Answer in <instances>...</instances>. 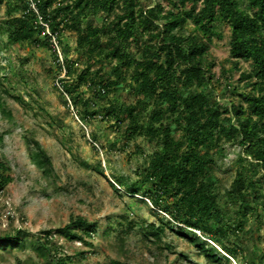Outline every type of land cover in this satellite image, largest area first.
Wrapping results in <instances>:
<instances>
[{
  "label": "trees",
  "instance_id": "1",
  "mask_svg": "<svg viewBox=\"0 0 264 264\" xmlns=\"http://www.w3.org/2000/svg\"><path fill=\"white\" fill-rule=\"evenodd\" d=\"M166 1L168 8L163 2L149 7L142 0H6L10 13L19 8L22 13L11 14L4 21V30L10 43L37 39L39 45L54 49L60 68L66 71L65 77L75 76L71 83L62 78L59 88L68 95L82 120L99 115L97 110L87 109L90 100L83 97L84 89L104 96L130 78L135 102L124 107L113 102L101 119L113 120L118 127L127 119L123 134L129 140L145 135L158 147L147 166L138 170L137 181L114 176L116 181L125 185L129 193L142 192L158 210L183 222L185 226L171 229L189 237L209 264L229 263L231 256L238 258L244 249L227 245L224 240L227 214L220 203L215 155L223 152L224 140L234 141L243 148L239 160L254 166L252 175L239 170L226 192L229 201L240 206L238 213L242 219L235 229L243 230L248 212L255 211L258 205L264 206V195L256 179L258 170L264 169V0H247L246 7L240 0ZM3 2L0 0V4ZM189 2H202V7L199 11L183 12L181 8ZM91 18L96 22L89 21ZM188 18L200 28L198 32L180 31ZM220 21L230 26L233 67L239 71L242 60L252 64L249 71L240 75L249 90L241 93L242 102L233 100L231 107L223 106L215 94L207 91L214 82L210 43L219 34ZM65 30L76 35L80 52L71 58L63 50L61 61L54 40L60 46ZM129 45H134L135 50ZM103 61L114 63L109 77L103 71ZM98 63L101 67L93 71ZM2 94L1 91L0 114L12 120V111ZM80 105L87 110H80ZM3 139L0 134V143ZM24 144L28 158L42 177L51 182L55 174L51 156L35 138L25 136ZM0 169L3 189L12 177L6 174L10 169L6 162L0 164ZM146 183L152 187L142 191ZM98 229L97 221L76 215L67 224L44 230L31 241L19 228L0 232V250L30 244L54 264H76L75 257L65 254L61 246H51L53 235L91 244L88 238ZM164 232V227L150 224L145 236H154L159 242ZM209 240L223 247L228 255L219 252ZM261 259L264 264V252ZM113 264L128 263L114 260Z\"/></svg>",
  "mask_w": 264,
  "mask_h": 264
},
{
  "label": "rangeland",
  "instance_id": "2",
  "mask_svg": "<svg viewBox=\"0 0 264 264\" xmlns=\"http://www.w3.org/2000/svg\"><path fill=\"white\" fill-rule=\"evenodd\" d=\"M149 7L166 0H142ZM243 7L247 0H240ZM202 2H189L181 8L199 11ZM118 12L121 8L117 9ZM21 8L9 12L6 0L0 4V92L12 111L13 119L0 114V164L6 162L10 169L11 181L0 189V232L24 230L28 241L37 239L42 231L56 229L67 224L76 215L97 221L99 229L88 240L71 241L55 234L51 246H61L63 252L73 255L76 264H113L121 260L128 264H209L198 247L189 237H183L171 226H185L170 213L154 207L148 196L129 193L114 176L128 182L139 179L138 170L149 163L157 142L140 135L129 140L123 134L129 121L118 127L114 121H106V114L113 102L120 107L135 102L128 77L118 88L109 90L104 96L95 95L84 89L83 97L90 100L87 109L97 110L96 118L82 120L77 108L59 86L61 79L69 83L75 76L65 77L51 46L39 45L36 40L10 43L4 30V21L11 14L19 15ZM89 21L96 22L94 18ZM219 34L210 43V67L214 75L213 85L207 91L215 94L223 106L231 102H242V92H248L246 80L240 78L242 71L252 68L250 61L242 60L241 69L236 70L230 60V26L224 21L218 23ZM200 28L188 18L183 33H195ZM134 51V45H129ZM60 60L63 50L69 57L76 58L80 52L76 35L65 30L57 48ZM61 54V55H60ZM137 57H140L138 54ZM114 63L103 61V71L109 72ZM82 67L83 64H80ZM98 63L93 67L96 71ZM111 78V77H110ZM235 88V89H234ZM237 90V94L234 91ZM80 110L85 105L79 106ZM146 119V117L144 118ZM143 119V120H144ZM38 140L51 156L55 174L51 182L42 177L40 170L27 156L24 137ZM95 136V137H94ZM223 152L216 154L215 176L218 181L220 203L227 216L224 218L225 242L240 246L244 253L231 262L223 264H262L264 252V206L248 212L243 230L235 229L242 219L240 206L227 198L236 174L243 169L246 175L254 173V166L241 162L239 155L243 148L234 141H223ZM102 170V171H101ZM2 171V169H0ZM260 190L264 195V169L256 174ZM119 189L117 191L112 184ZM151 183L143 185L142 191L149 190ZM264 202V197L262 198ZM150 224L164 227L161 241L145 232ZM200 234L201 231L197 230ZM219 252L228 255L223 247L209 240ZM246 249V250H245ZM230 256V255H229ZM0 264H54L52 259L41 257L30 244L12 250H0Z\"/></svg>",
  "mask_w": 264,
  "mask_h": 264
},
{
  "label": "built area",
  "instance_id": "3",
  "mask_svg": "<svg viewBox=\"0 0 264 264\" xmlns=\"http://www.w3.org/2000/svg\"><path fill=\"white\" fill-rule=\"evenodd\" d=\"M54 44H55L56 48L59 47V44H58V41H57V40H54ZM57 51H58V49H57ZM60 55H61V54H60Z\"/></svg>",
  "mask_w": 264,
  "mask_h": 264
}]
</instances>
